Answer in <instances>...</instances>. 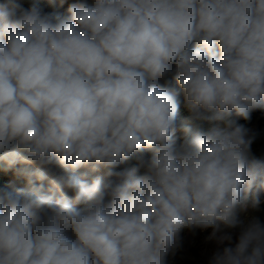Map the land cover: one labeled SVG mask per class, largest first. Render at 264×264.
<instances>
[{
	"label": "clouds",
	"instance_id": "1",
	"mask_svg": "<svg viewBox=\"0 0 264 264\" xmlns=\"http://www.w3.org/2000/svg\"><path fill=\"white\" fill-rule=\"evenodd\" d=\"M261 106L264 0H0V161L63 169L0 188V264H170L207 229L209 264H264V160L236 119Z\"/></svg>",
	"mask_w": 264,
	"mask_h": 264
},
{
	"label": "rangeland",
	"instance_id": "2",
	"mask_svg": "<svg viewBox=\"0 0 264 264\" xmlns=\"http://www.w3.org/2000/svg\"><path fill=\"white\" fill-rule=\"evenodd\" d=\"M46 12H54L60 15L66 14L68 2L61 4L60 0H46ZM24 8H29L31 5L28 0H18ZM180 121V118H177ZM237 122L245 125L249 129H251L252 135L254 136L252 149L254 154L264 160V106H261L257 109H254L250 113L249 119L245 120L242 117H237ZM178 143L182 141V134L177 133ZM150 155V154H149ZM46 171L47 178L43 181L36 180L34 176L29 174H21L17 178H13L12 184L5 188H9L11 190H28L33 185L39 187L43 185V191L47 193L48 188L50 187V180L52 178V174L54 173H62L63 169L57 165L53 164L48 166V168L44 169ZM17 171H14V173ZM81 179L91 183L94 178L97 176H103L104 169L101 167L99 169L93 170L89 167H81L76 170L75 173ZM32 181V184L29 181ZM260 199L264 202V191L260 192ZM69 196H72V193H69ZM79 207V206H78ZM262 219H264V203L261 205V212L258 213ZM211 229L207 230H197L195 234L189 233L185 231L183 234V246L176 252V254L170 258V264H209L210 257L215 251L222 250L225 245L217 246L213 242L209 241L207 237L209 236Z\"/></svg>",
	"mask_w": 264,
	"mask_h": 264
},
{
	"label": "trees",
	"instance_id": "3",
	"mask_svg": "<svg viewBox=\"0 0 264 264\" xmlns=\"http://www.w3.org/2000/svg\"><path fill=\"white\" fill-rule=\"evenodd\" d=\"M29 4H37L40 7H42L44 10H46L47 1L46 0H28ZM23 4V3H21ZM188 112L185 109L183 103H181L177 118H180V122H183L187 116ZM182 134V133H181ZM37 166L35 164H27V163H16L15 165L9 167L5 162L0 161V188H5L7 186V183L9 185L12 184V179L17 178L21 174H29L36 171ZM14 171H17L14 173Z\"/></svg>",
	"mask_w": 264,
	"mask_h": 264
}]
</instances>
